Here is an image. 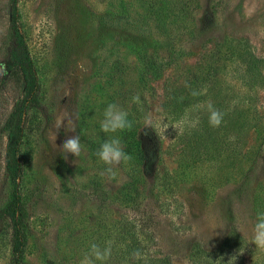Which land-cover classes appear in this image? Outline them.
<instances>
[{
  "label": "rangeland",
  "instance_id": "rangeland-1",
  "mask_svg": "<svg viewBox=\"0 0 264 264\" xmlns=\"http://www.w3.org/2000/svg\"><path fill=\"white\" fill-rule=\"evenodd\" d=\"M188 1L191 13L181 22L175 43L181 59L166 73L204 69L205 54L210 48L219 49L213 57H218L213 64L218 71L213 85L225 96L226 113L237 104L249 107L242 101L248 95L251 112L264 121V80L255 81L252 88L229 48L241 40L264 78V0ZM17 7L19 28L37 76L36 101L21 124L19 189L26 211L21 264H81L89 254V228L97 225L94 222L102 219L108 225L111 218L125 213L129 218L146 215L156 244L177 264H186L193 242L218 250L233 227L246 243L235 253V264H264V248L251 241L256 215L264 212V144L253 170L244 177L231 158L234 128L230 115L228 125L220 120V125L226 123L225 130L217 126V145L207 142L201 147L207 154L198 157L187 147L196 139L192 114L179 119L161 108L163 79L150 82L151 88L142 91L147 101L142 110L134 56L126 48L127 40L140 32L127 26L124 7L135 18H139L137 13L148 18L144 8L130 0H17ZM146 22L154 24L151 18ZM151 29L153 36L156 32ZM8 43L7 0H0V64H6ZM4 76L0 75V210L11 188L4 171L7 138L1 126L22 97L17 82L7 80L1 85ZM213 95L211 91L207 99ZM111 103L131 111L133 119L141 117L139 130L150 149L137 169L142 175L136 182L139 197L131 207L115 203L98 207L96 196L89 194L93 179L100 181L99 190L110 193L120 187L129 190L132 179L129 161L113 166L109 174L99 157L89 156V133L101 142L120 134L100 130L103 111ZM146 118H151L152 128L145 127ZM59 125L63 127L57 134ZM74 135L81 138V154L65 159L59 148ZM156 138L161 147L157 156ZM225 155L229 156L226 160ZM11 260L10 228L0 221V264H11Z\"/></svg>",
  "mask_w": 264,
  "mask_h": 264
},
{
  "label": "trees",
  "instance_id": "trees-1",
  "mask_svg": "<svg viewBox=\"0 0 264 264\" xmlns=\"http://www.w3.org/2000/svg\"><path fill=\"white\" fill-rule=\"evenodd\" d=\"M137 2L147 12L145 16L151 18L153 25L148 24V18L134 17L127 7H124L127 26L136 27L140 32L137 38L126 42V48L133 53L137 83L140 88L139 96L142 110L147 107L146 98L142 96L145 88H151L150 82L162 81V103L161 108L167 115L176 118H183L187 112L192 114V134L196 139L189 141L187 145L194 150L198 157L207 154L208 150L202 151L207 142L217 145L215 133L217 126L210 122L212 112L220 116L221 121L227 122L231 118V125L234 128L232 160L237 165L238 174L246 177V173L252 171L260 157L264 144V121L259 116L255 117L251 112V97L243 98L249 107L235 105L230 113H226L225 96L213 85L217 78L218 71L213 65L218 60L213 58L220 50L210 48L207 52V66L204 69L198 68L197 72L189 73L185 70L169 75L168 69L177 63L181 51L175 47L176 38L180 34L181 22L191 13L189 1L187 0H130ZM130 3V2H127ZM9 18V43L7 47L8 57L6 61L7 74L1 79L3 86L7 80L17 82L22 88V97L17 100L1 129L6 133V146L4 152V171L11 185L10 196L3 208L0 210V221L5 222L10 228V247L12 252L11 264H21L26 243L25 237V207L19 189V181L22 175L21 157V124L28 115L29 109L36 101L37 76L34 71L28 46L19 28V15L17 0H7ZM169 10V11H168ZM136 20L135 24L132 21ZM138 24V25H137ZM152 26V27H150ZM155 30L152 36L150 30ZM147 31L148 34L144 33ZM142 33V34H141ZM224 47V43H218ZM230 52L237 59L238 71L242 76L249 77L251 87L256 85L255 81L264 80L260 68L256 65L254 55L248 51L247 46L241 40L232 45ZM164 52V53H162ZM163 54V55H162ZM215 61V62H214ZM259 62V60H258ZM247 73L249 76L245 75ZM239 73V74H240ZM112 75L109 76V79ZM214 86V87H212ZM213 91V98L207 99V95ZM124 92H128L124 89ZM124 99L129 98L122 96ZM240 103V102H239ZM127 104V103H126ZM144 112V111H143ZM128 119L131 127L120 132L118 136L123 144L124 151L131 157L129 169L132 171L129 190L123 187L110 193L98 189L100 181L91 180V196H96L98 207L104 205L133 206L137 204L139 197L136 182L142 175L137 174V169L150 154L149 145L141 134V123L139 117L132 118L131 111ZM228 117V118H227ZM143 122V121H142ZM223 130L225 125H220ZM102 142L97 135L89 133V156L97 160V151ZM154 152L160 155L161 147L156 138ZM194 157V158H198ZM229 158L225 155L224 159ZM247 170L244 171L245 166ZM101 212H105L102 210ZM99 218V214L97 217ZM151 220L146 215H139L138 218H129L126 213L111 218L108 225L102 224V219H97L96 226L89 228V253L92 244H96L101 250L110 248V255L104 261L94 260V264H177L173 261L172 255L163 251L156 244V236L149 226ZM245 240L238 233L235 227L229 231L218 250H209L199 242H193L186 252V264H219L216 261L224 257L225 264L229 257L243 250ZM94 259V258H93ZM183 264V263H178Z\"/></svg>",
  "mask_w": 264,
  "mask_h": 264
},
{
  "label": "clouds",
  "instance_id": "clouds-1",
  "mask_svg": "<svg viewBox=\"0 0 264 264\" xmlns=\"http://www.w3.org/2000/svg\"><path fill=\"white\" fill-rule=\"evenodd\" d=\"M7 74V67L4 64H0V75ZM134 101L139 100V97H133ZM210 122L213 125H218L220 123V116L216 112H212L210 117ZM62 125L57 128V134L59 133ZM131 127V123L128 119V113L121 108L120 105L116 103L108 104L103 111V119L100 122V130L105 133H118L122 132ZM145 127L152 128L151 118L145 119ZM68 131L75 132V128L68 127ZM166 132V129H165ZM65 159L70 154L73 157L78 158L81 154L82 144L79 135H74L64 141V143L59 148ZM97 156L99 160L106 165L105 171L109 174L113 172V166L120 165L122 162H126L131 159V157L124 151L121 140L118 136H112L105 139L97 151ZM252 244L257 248H264V212H258L256 215L255 223L252 227ZM239 254V252H238ZM110 255V248H105L101 250L96 244L91 245L90 253L85 254L81 264H94L96 261H104ZM94 258V259H93ZM237 259L236 255H232L227 260L226 264H235ZM216 261L219 264H225L224 257L221 256Z\"/></svg>",
  "mask_w": 264,
  "mask_h": 264
}]
</instances>
